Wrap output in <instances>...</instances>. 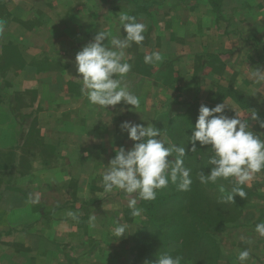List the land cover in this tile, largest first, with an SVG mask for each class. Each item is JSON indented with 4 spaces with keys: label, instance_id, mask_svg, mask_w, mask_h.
I'll return each instance as SVG.
<instances>
[{
    "label": "crops",
    "instance_id": "crops-1",
    "mask_svg": "<svg viewBox=\"0 0 264 264\" xmlns=\"http://www.w3.org/2000/svg\"><path fill=\"white\" fill-rule=\"evenodd\" d=\"M121 12L146 25L143 44L133 43L124 57L132 68L123 82L141 102L134 111L123 102L107 110L91 105L75 66L97 32L123 38ZM0 20V61L3 47H24L12 81L8 68L1 73L0 155L27 161L22 170H4L6 178L0 170V264H140L127 254L147 219L143 200L101 185L116 150L134 143L122 123H151L173 143L167 126L181 118L194 125L201 104L225 103L229 117L235 110L246 118L253 109L264 120V80L252 76L264 72V0H0ZM152 52L162 61L145 64ZM247 118L264 139V128ZM243 188L247 196L234 198L240 214L218 264H239L243 249L251 252L247 264H264V238L254 231L264 222V174ZM132 198L139 217L127 207ZM118 224L137 227L113 239Z\"/></svg>",
    "mask_w": 264,
    "mask_h": 264
},
{
    "label": "clouds",
    "instance_id": "clouds-1",
    "mask_svg": "<svg viewBox=\"0 0 264 264\" xmlns=\"http://www.w3.org/2000/svg\"><path fill=\"white\" fill-rule=\"evenodd\" d=\"M118 20V31L121 33L123 29L125 33L123 38L99 31L91 42L76 53L77 78L82 82L81 92L91 105L107 110L109 106L115 107L123 102L132 106L130 111L139 110L140 98L123 82L132 68L130 63L124 62V57L125 50L133 43L137 46L143 44L146 25L138 22L136 16L125 12L119 14ZM5 23L0 20V36L4 34ZM162 59L160 52H152L144 56V63H158ZM252 76L257 82L264 80V72L259 69H255ZM225 108V103L211 108L201 104L195 124L190 127L191 135H187V143L191 144L188 149L190 152L198 149L197 142L200 148L207 146L206 152H210L207 159L209 171H200L198 180L202 185L216 184L220 180L233 184L231 191L222 197V202L232 203L237 195L246 198L243 186L264 174V139L253 131L247 117L256 121L261 128H264V120H260L253 109L249 110L246 118L235 110V116L229 117L225 114ZM121 128L134 143L131 149L121 147L116 150L114 158L105 166L101 178L105 193L119 190L126 196L137 194L139 200L150 202L156 200L158 191L166 189L170 183L182 192L191 190L192 169L184 161L186 146L162 139L161 129L151 123L144 126L126 121ZM219 191L225 192L223 185ZM127 207L133 217L141 215L142 209L137 207V198L128 199ZM67 216L74 221L79 219V215L72 211L67 212ZM94 221L95 216H90V227L95 226ZM128 227L118 224L113 230V239L124 238L126 233H130ZM254 231L264 238V222L257 223ZM244 239L241 237V240ZM248 242L251 243L250 240ZM250 257L251 252L243 249L236 259L239 264H247ZM181 261L179 255L162 252L154 264H181Z\"/></svg>",
    "mask_w": 264,
    "mask_h": 264
},
{
    "label": "trees",
    "instance_id": "trees-1",
    "mask_svg": "<svg viewBox=\"0 0 264 264\" xmlns=\"http://www.w3.org/2000/svg\"><path fill=\"white\" fill-rule=\"evenodd\" d=\"M192 122V118H181L175 125L167 126L172 142L186 146L184 161L192 169L191 190L182 192L170 183L166 189L158 191L156 200L143 201L147 219L133 237V247L136 255L144 258L147 264H154L150 259L162 252L181 256V264H218L220 246L210 230L234 226L240 214L235 201L222 202L233 184L224 180L209 185L199 182L197 174L202 170L209 171L210 152H206L207 146L200 148L198 142L195 152L188 151L191 144L187 143V135H191ZM221 185L225 188L224 193L219 191ZM171 241L177 246L169 250L166 245Z\"/></svg>",
    "mask_w": 264,
    "mask_h": 264
},
{
    "label": "rangeland",
    "instance_id": "rangeland-1",
    "mask_svg": "<svg viewBox=\"0 0 264 264\" xmlns=\"http://www.w3.org/2000/svg\"><path fill=\"white\" fill-rule=\"evenodd\" d=\"M33 47H31L30 49H32ZM24 47H14V46H9V47H3V53L1 55V61H0V79L3 81V78L1 76V73L4 71V67L8 68L9 71L7 72V81H9V79L11 78V81H12V74H13V71L15 73V71L17 70V68L20 66V62L18 61V58H19V55L21 54V52L23 51ZM35 48L32 49L33 52ZM7 84V83H6ZM9 84V82H8ZM7 84V85H8ZM2 84H0V87H1ZM31 97L28 95H26L24 97L25 100H28L30 99ZM13 102H18L16 99H12ZM31 141L29 142V144H34L36 142V134L34 132H31ZM26 164H27V161H25L24 159H16L15 158H11L8 154L5 156V157H2L0 155V170H3V173L1 174L2 178H6L7 177V172L4 171V170H7V169H12L14 171L15 167L18 168L19 170H22L23 168H26ZM15 173V176L17 174H19L18 172H14ZM14 178V175L12 173V175H10V178ZM17 177V176H16ZM0 183H2L1 181V177H0ZM141 225V228L143 226V223L141 222L140 223ZM131 228L128 227V229H136L137 225H133V226H130ZM140 228V229H141ZM233 226L231 227H227V228H215L214 230H210L211 231V234L213 236H215L217 238V241L219 243V246L222 247V249H220V252H219V255H218V262H221L222 261V256H223V249L225 250L229 245H230V242L229 241V237H228V233H226L227 230L231 229V230H234L232 229ZM133 238V237H132ZM142 240V239H141ZM132 241V239H131ZM135 240L133 241V246L135 245ZM132 245V244H131ZM175 246H177V244L173 241L169 242L168 246L166 245L167 249L169 248L172 249V248H175ZM15 247H11V249H13ZM166 249V250H167ZM126 256V254L124 255V257ZM157 256L150 259V262L151 261H154L157 259ZM127 257L128 258H131V260L133 259L134 262H141L140 264H147L145 259L136 255V250H132L130 249L129 251V254H127ZM126 259V258H125ZM120 260V258H119ZM3 262V261H0V263ZM152 263V262H151ZM136 264H139V263H136Z\"/></svg>",
    "mask_w": 264,
    "mask_h": 264
}]
</instances>
